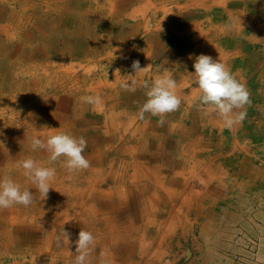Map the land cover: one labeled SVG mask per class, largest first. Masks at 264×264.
Segmentation results:
<instances>
[{
    "label": "rangeland",
    "instance_id": "374dc122",
    "mask_svg": "<svg viewBox=\"0 0 264 264\" xmlns=\"http://www.w3.org/2000/svg\"><path fill=\"white\" fill-rule=\"evenodd\" d=\"M26 1L28 3V8L25 11L24 5L21 4V0H0V58H7V61L10 60L13 63V65L11 66V70H3L5 74H11L12 88L9 89V91L7 90V88H2L3 92L0 91V108H2L0 110V124L7 123L9 121H19L20 111L19 109L15 110V108H20L21 105V98H17L19 94L25 96L28 95L29 99L26 100H29V102L26 103L25 98H23V101L25 100L26 105L32 107L38 104L41 105L40 103H37L38 99H40V97L43 98V95L51 93H59L64 95L66 94L68 96L72 94L74 98L79 99L86 95L100 97L102 94L108 92L107 87L111 81H109L107 75H110L117 68H119L118 75L121 76V74L123 75L125 73V78L130 81L132 79L133 70L131 65L134 61H136V59H132L133 53H135L136 55L140 68H144V71L148 72L149 70L154 69L155 75H158L161 72L168 70L174 76L175 70H178L176 59L187 55L185 46L187 44L189 48V43H191L190 35L186 34L188 29L187 25L189 26L190 24H193L195 20H197L196 11H198V9L196 8L193 9L191 6H186L185 8H182L180 12H178V8H175L173 6L174 4H177L179 0H171V2L168 5H165L164 8L163 5L159 3V0H157L156 3L154 2V0H150L151 3L149 1V3L147 2L145 5H143V3H145L147 0H134V2L137 3V6L132 10L129 17L138 15L135 22L136 39H130V43L128 39L119 41L114 36H116L115 32H117L118 30L120 31L119 33L124 32L126 34L128 32L129 35H131L134 24L132 20L122 19V21L118 22H109L108 18H111L113 16H108L107 19L103 18L108 11L113 10L112 8L114 7V5L117 7L118 11L122 10L128 4V0H110V4H108L107 0ZM251 1L252 3H254V7H256V9H252V7L248 5L249 9L244 11V13L247 14V11L250 12L248 17H252V26L254 32H261L259 29H261L263 32L264 29L262 28H264V18L261 19L263 15L259 10L264 11V0ZM248 2V0H227V2L223 3L224 6L220 8L217 7L214 2L211 8L213 10H215L216 8V10L220 11L221 14L212 15L213 17H210L211 19H219L218 22L220 24L228 25L223 21L224 18L222 16V10H224L225 7L231 9L239 8ZM45 3L48 4L49 10L47 9ZM165 7H170L171 11L168 8V15L167 13H165ZM16 8H19L21 17H24L22 19L24 21L23 24L25 25L23 35L19 39V41L22 40L20 42L18 41V37L16 38V36L14 35V33L16 32H14L13 30H10V32H12L10 33V35L13 36V39L9 41L6 40L7 29L4 26V24L9 22L7 20L8 13H10L9 11H11L12 9L19 11ZM245 8H243V10H245ZM149 17H156L157 19L155 20H157L159 26L162 27H158L159 30L153 28L155 26V20H153V22L151 23L145 24L146 20ZM53 18L55 20L52 21ZM174 19L176 21L175 25L170 24ZM163 21L165 23L170 22L167 24H169L173 29H179L177 30V32L180 33L179 35L181 37L179 40H174V38L170 40L165 28L163 27V25L165 24ZM206 23L207 22H204L205 25ZM41 25L47 28V30L44 31V29L41 28ZM205 25H203V28H205ZM51 27H54V30ZM39 29L43 31H39ZM144 30L145 32H143ZM111 33L114 34V36L110 35ZM206 39L210 40L208 36H206ZM219 40L220 39L216 41L220 44L222 52L226 53V55L231 54V63L235 66L232 73L235 75V77L240 76L241 78L245 77V79L249 77V80L251 81L249 85L248 82H245V79L242 80V82L246 83L244 84L250 94L249 101L251 104H247L244 109H247L246 112H252L253 122L251 123L252 125H250V128L256 131H260L259 125H262L261 131L264 132V71H261V67L258 68L259 64L263 62L262 59L264 60V44H262V42H264V38L262 39L263 41L261 40V37H253L252 39H250L252 41L245 39H241V41H239L238 39L234 40V43L229 44V46H224L225 41ZM258 40L260 43L256 44L255 42H253ZM22 48L24 49L25 55L23 54ZM112 49H114V51L116 49L114 54L115 57L109 58L107 56L108 50ZM117 49L119 50L117 51ZM144 50H146V55L142 56ZM249 50L251 51L249 52ZM118 52H120L121 54H118ZM126 53H128V56L127 58H124V56L122 55ZM240 54L242 56L241 59L239 58ZM261 54H263V56ZM41 59L42 61H44V65H50V67L53 66L55 69L58 68V70L52 71L53 69H50L49 71H47V75L42 76V83L38 85V88L42 87V92L37 91L33 96L31 92L33 84H31V82L32 79L36 78L35 76H33L34 70L30 68L29 71L25 70L24 66L22 69H20L14 62L24 60L25 64V62L34 63L36 60H38V62H41ZM142 60L143 63H141ZM244 60L245 62L242 63ZM252 63L254 64L253 66ZM242 68H244L245 71H242ZM191 71L192 70L190 67L188 69V72ZM104 72L106 73L105 75ZM243 72L245 73V75L241 76L240 74ZM41 73L42 72H40L38 75H40ZM176 75V79H179L181 75H184V72L179 71V74L177 73ZM3 77L4 76H2V78ZM150 79L151 78H149V80ZM115 83L117 84V82ZM5 84V78L0 79V85L5 87ZM28 84L30 86H28ZM121 85L118 84L114 89L115 91L117 90L121 93V100L123 101L124 105L127 101L129 102L126 105H129V103L130 105H132V103L136 102V100H143L142 97L144 96L145 89L142 87V84H136L135 91H129L125 88L122 89L123 87H121ZM180 87V94L184 93L186 96L191 95V87H188V84ZM28 88H30V92L28 94H21L22 90H26L28 92ZM114 89L112 92L116 94ZM10 96H12V98L7 103H3V101H1L4 99L7 100V97L9 98ZM67 98L70 103L69 113L71 114L72 97ZM35 100L37 102H32ZM131 100H133V102H131ZM259 101L260 103H257ZM78 103H80V101ZM81 103L83 104L82 101ZM255 103L261 104L260 109L257 108L258 110H255ZM16 104H18V106ZM46 104V101H42V105ZM39 105L38 107H40ZM119 105L120 104L117 105L116 109H118ZM8 106L11 107V110L8 109ZM95 106L97 107V109H104V107L108 105L99 104ZM134 106H136V104ZM134 106H128L127 110L133 112L135 110ZM125 107L126 106H124V110L126 109ZM194 107L197 108L196 103H194ZM251 107L253 108L251 109ZM200 108L202 109L203 115H208V113L205 114L203 111L206 108ZM67 112L68 106L66 107V109H64V114H66ZM38 113H40L39 110L36 111V114ZM137 113L138 112H136V117L135 115L133 116V114H131L130 118H123L125 126L122 125L121 118H119V120H116L115 118L110 122L114 126H111V124L108 122L110 120H107V125L109 126L107 128L108 134L106 133V124L103 123L102 124L104 132L101 134L99 118L90 117L89 120H85V122L83 123L81 120L76 119L74 115L73 117L62 119V121L71 120V122H69L68 124V132L74 136L83 137L87 143V146L82 155H84V157L89 161L90 166L89 168L76 173L67 172L62 163L63 158H60L54 162H50L47 153L45 154L42 150L33 151L31 149L29 140L32 136H34V134L32 135L31 131L43 130L46 127L45 124H47L45 117H43L44 121L42 120L43 124L30 122L28 126H26L25 133L23 134L24 141L29 144L27 147H25L26 151L22 149L20 142L15 140L13 141V149L23 151L24 155H18L17 157H13L11 159L9 158L8 162L3 161L0 164V177H11L21 186V188H30L29 191L33 192L34 198L33 203L29 206L16 205L8 209H0V264H29L28 260H30L32 256L36 255L38 249L43 251V248L47 247L51 249L52 252L53 243H55V245L60 244V248H62V231L70 233V242L71 238H73L75 241L78 239V233L81 229L88 231V228H92L93 235L96 238L100 237V234L103 230L105 233L104 236L107 237L110 235L109 228L111 227L109 226H111L112 224L118 225V228L122 224H125V226L133 224L136 227V235L131 236L129 233H126L122 234L123 237L122 239H120V241L123 243L126 240L129 243L136 245V257L134 258L136 259V264H202L201 262H204V256L202 257L201 251H205V248L209 247L205 245L212 244V242H216V245H219L218 248H220L221 256L224 257L220 259L221 264H224L225 258H227L228 261L232 264H264V149L262 150L255 146L253 150H248V155H246V157L253 165L252 169L250 168L251 172L253 171L250 177L246 176L245 178L242 177V179H238V177L236 176L240 173L237 172H243L245 170V172H248L249 166L240 164L234 165L232 169L229 170V168H226V170H224V172L228 173V176L222 178L223 180H225L223 181L224 183L231 184L229 189L227 187L223 188V186L221 189L219 188V186L214 187V184L216 183L213 181H208L211 180V178H209L208 176V173L209 170L213 167L212 161L216 157V155L220 153L219 150L214 148L216 146L218 148L219 144V132L217 133V135L214 134V132H216V128L214 127L212 134H208L206 132L208 141H205L203 151L199 157L200 159L204 160V163H202V167L200 166L201 168L198 174L201 175V173H204L203 175H205L206 177L203 176L204 178L196 179L190 176L189 173L185 171L183 177L187 179L185 188H183V186H181V183L178 181V179H180L179 176L181 175H172L169 177L168 175L170 173H167L166 165L162 164V173L167 175V179L169 178L167 181L165 180L166 184L164 183V185L170 188V192H173L170 195H177L180 193V191V194L182 195V193L187 194L188 191H191L193 193H197L199 197L198 195L195 196L193 194L184 195H186L188 199L194 200L195 203H197L198 200L200 201L199 198H201L202 196L209 195L208 205L206 208V211L208 212L207 214H202L195 219L194 215L190 212H180L181 214H186V217H184V223L182 224L183 229L182 227H179L175 229V231L172 230L171 232L174 233H171L170 230L166 231L165 233L168 232L167 238L169 239L166 238L164 242L162 238L156 239L153 228L144 230V216H142V198L145 200V195L151 193L153 187L149 186L142 190L143 197H141L142 195L141 193H139L140 191L136 189L129 191L128 188L124 187V196L121 199L120 209L117 213H113L115 211H112L109 208V203H112V200H118V198L116 197V192L112 185H116L115 182L120 178V176L126 178L127 176H125L124 174L127 171L131 172L130 170L132 168L130 167V163H134L131 155H135V151L133 152L131 150L136 146V137L143 139V136L145 135L144 131L142 130L133 132L134 129L129 125L132 123L129 121H134V119L136 121L139 119V122H141L140 120L145 121V118L141 119L137 117ZM14 114L17 116L14 117ZM30 114H32V112H30ZM150 117L151 120H159V128L161 126L164 128L161 129L164 133L160 134V136L162 137L161 140L166 142L163 149L160 147L158 148H160V150L162 151L167 152L168 155L175 154L176 148L174 140L172 138L174 137V135H176V132H174L175 130H173L172 135L169 136V128L166 124L167 121L163 120V123H161L159 117ZM32 118L35 121H37V118L40 120V116H35ZM46 118L48 119V124L50 125V119L48 117ZM101 121L105 122L104 117H101ZM55 125L58 126L59 124L56 123ZM59 127L60 131H66V129H68L62 124ZM256 127L258 128L254 129ZM123 131L125 133H122ZM129 132L130 135H127V133ZM44 134L45 137L48 133L46 132ZM40 135L41 134L39 133V136ZM224 135L222 133L221 136ZM26 137L28 138V140ZM40 137L44 138L43 136ZM225 137L228 136L226 135ZM147 138L148 137L146 136L145 139ZM8 141L9 140L6 137L5 143H8ZM17 145H19V148H15ZM210 147L213 149H210ZM125 149H127V151H125ZM128 151H131L129 155L126 154V152ZM228 152H230L228 151V148L225 149V151L221 152L220 157H225V154ZM147 153L148 152L146 150L142 151V157L140 159L138 157L137 159L140 163H143L140 165V168L145 173L147 172V174L145 175L149 177V175L152 173L151 170H154V163L153 159L150 158L152 156L150 154L151 152L148 154ZM25 155H27L28 157L30 156L38 163L44 164L46 166H51L56 169V175L50 182V187L52 189H49L46 197L43 200L40 198L39 193L36 192L27 178L23 175V170L18 167V161L25 158ZM234 158H236V156ZM209 165L212 167H210ZM92 168L94 169V171ZM203 169H206V171H203ZM229 171L235 172L230 173ZM258 174H261V176L263 175V179L259 178V180L254 181V177ZM188 176L190 177L188 178ZM173 178L176 181L172 180L171 184L170 180ZM94 181L95 185H91L90 182ZM126 185H130V183H126ZM89 186H95V188L90 190ZM110 186L115 193H109L111 190ZM99 190H101L100 193ZM127 190L129 191V193ZM79 191H84L88 195H97L98 201H96L95 199L94 201L93 199H87L84 200V202H86L87 204L93 203L95 206H97V208H99V210L103 212L101 217L105 218V222L104 224L100 223L102 229L100 231H97L98 235L96 231V233H94V230H97L98 228V224H93V227H91L89 220L87 221V223L89 224L88 228L84 227L81 222L78 225L71 224L72 220H75L74 216L80 217L84 215L83 209L77 207V205L75 204L76 197L79 194ZM134 191L138 193H134ZM159 192L163 193L162 189H159ZM184 198L187 200L186 197ZM172 210L176 211L180 209L174 204L171 207L170 211ZM181 210H185V208ZM155 215L157 216V214ZM168 216L170 215L168 214ZM113 217L116 220L115 222H112L111 220ZM55 219L57 220L55 221ZM212 221H219L220 223L222 222L224 226L220 227L217 226V224L215 226L213 225ZM55 222L59 223L55 225L56 227L53 231L54 235L52 234V238H50L51 244L49 245L46 242V237H48L49 231L52 230V224ZM70 224L72 225V228H70ZM75 241H72V244L70 242L68 244L73 246L71 248L72 251H74L76 245ZM140 245L146 251L145 254H143L144 256H141L140 251L137 250ZM158 252L160 254V258L158 256L154 258L152 256V253L158 254ZM94 253L97 254L95 256H99L98 250H95ZM207 258L210 259L209 256Z\"/></svg>",
    "mask_w": 264,
    "mask_h": 264
},
{
    "label": "bare ground",
    "instance_id": "6f19581e",
    "mask_svg": "<svg viewBox=\"0 0 264 264\" xmlns=\"http://www.w3.org/2000/svg\"><path fill=\"white\" fill-rule=\"evenodd\" d=\"M248 1L249 2L246 3L245 5H243L242 7L235 8V9H231V8H226L225 7L224 10H222L223 11L222 16L224 18L223 21H224V23H227L228 25L220 24L218 22L219 19H217V18L211 19V17H213L212 15H220L221 14V12L220 11H217L216 8H215V10H213L211 8V6L214 4V2L216 4V6L220 8V7H223L224 6L223 3L224 2H227V0H179L177 2V4H174V6H173L175 8H178L177 9L178 12H180V10H182V8H185L186 6H191L193 9L194 8L198 9V11H196L197 12L196 13L197 20H195V22H193V24H190L189 26L187 25V28L188 29H187L186 34H189L190 37H191V43H189V45H190L189 48H188V45L187 44L185 46L186 47V50H187V55H184V57H181L179 59H176L177 64L179 65V68H178L177 71L175 70L173 78L176 81H178L177 82L176 92H177V95L180 96L181 99H182L181 100V104H180V106L175 111H173L171 113H168V114H165V116L163 117V120H166L167 121L166 124H167V127L169 128V134L168 135L171 136L173 130H175L174 132H176V135H174V137H172L174 139L175 148H176V152L174 151L175 154L168 155L167 152L160 150V148L163 149V145L165 144L166 141H162L161 140L162 137L160 136V131H162L161 129H164V128L162 126L159 128V125H160L159 124V120H151V117H150L151 115L146 113L144 115L145 121L140 120L141 122H139V119L137 121H129V122H132L129 125L134 129L133 132L142 130V131H144V134L145 135L144 136L142 135L143 136V139H140L139 137H136V146L133 147L132 150H131L133 152L135 151L134 152L135 155H133V154L131 155L132 158H133V162H134V163H130L131 164L130 167L132 168L130 170L131 172H128V171L126 172L125 171L126 173L124 175L127 176V177L125 178L123 176H120V178L117 179L116 182H115L116 185H112V187L114 188V190L116 192V197L118 198V200H116V199L115 200H112L111 201L112 203H109V206H110L109 208L112 211H115V212H113L114 214L119 211L121 199L124 196L123 195V189H124V187L128 188L129 191H132L133 189L134 190L136 189V190L140 191L139 193H141V195H142L141 197H143L142 190H144L145 188H147L149 186L150 187H153L152 192L151 193H148L147 194V197L145 196L146 197L145 200L142 198V201H143L142 202V212H143V215L142 216H144V219H143V221H144V230H148L150 228H153L156 239L157 238H162L164 240V242H165V237L168 234V233L167 234L165 233L166 231H169L170 230V232H171L172 230L175 231V229H177L179 227H182V224L184 223V217H186V214H181L180 212L186 211V210H188V211H194L195 209L194 210H191V208H193V207H191V204H189L188 202H186V200L184 198H181L179 196V194L181 193V191H180V193L178 195H174V194H173L174 196H171L170 195L173 192H170V188L164 185V182L165 181L163 180L162 175H166V174L162 173V167H163L162 164H165L166 165V171H167L168 174L170 173L168 175L169 177L172 176V175H178V176L179 175H183L185 171L187 173H189V174L191 173L193 175L195 173V175L197 176L198 173H199V171H200V168L202 167L201 166L202 163H204V160L203 159H200L199 157H200V154L203 151V148H204V145H205V141L206 142L208 141V137H207L206 132L208 134H212L213 127L216 128L218 126V123H219V120H220V118L217 115H216V117H214V113L211 112L207 108L204 109L203 111H204L205 114L208 113V115H203L202 114V109L200 108V106H198L197 102L195 101V97L198 95V91L193 88L194 85H193V87H191L189 85V83H188V80H187V72H188V69L191 67V70L193 71L194 69L192 68V64H193V61H194L195 57L198 56V55L203 54V55L210 56L214 60H218L219 62L227 65L229 67V69L231 70V72H233V69L235 68V66L231 63V54L226 55V53H223L222 52L221 47H220V44L217 42L218 41L217 38H219L220 41L221 40L225 41L224 42V46H226V45L229 46V44L234 43V40H238V39H239V41H241V39H245V40L252 41L250 39H252L253 37H261V39L264 38V31L262 32L261 29H259L261 32H254L253 26H252V17H248V15H249L250 12L247 11V14L244 13V11H246V10L249 9V6L248 5H250V7H252V9L253 8L256 9V7H254V3H252L251 0H248ZM170 2H171V0H159V3H161L163 5V8H164L165 5H168ZM53 3H55V2H53ZM21 4L24 5V10L26 11L27 8H28L27 7L28 4H26V2H24V1ZM32 4H35V3H32ZM45 4L47 6V9L49 10L48 4L47 3H45ZM145 4L146 3H144V5ZM17 5H18V3H17ZM246 5H247V7H246ZM3 6H4V4H3ZM168 8L170 10V7H165V13H167V15H168ZM243 8H245V10H243ZM16 9L19 10V8H16ZM259 11L262 13L263 16H262L261 19H263L264 18V11H262V10H259ZM9 12L10 13H8V16H7V20L9 22L6 23V24H4V26L7 29V31H6V40L9 41V40L13 39V36L10 35V33H12V32H10V30L11 31L13 30L14 32H16V33H14V35H16L17 37L19 36L18 37V41H19V39L21 38L20 32H23L24 29H25V25L23 24L24 21L22 19L24 17H21L20 10L17 11L15 9H12ZM194 15H195V13H194ZM199 17L200 18L202 17V18L200 19ZM155 19H157V18L156 17H153V18L152 17H149L146 20L145 24L151 23ZM25 21H27V20H25ZM180 22H181V20H180ZM204 22H207L206 25L204 24ZM154 23H155V26L153 28H156V30H157L158 27H160L159 24H158V21L155 20ZM167 23H170V22H167ZM167 23H165L163 25V27L165 28V30L167 32V35L169 36L170 40L173 39V38H174V40H177V39L179 40L181 38L180 35H179L180 33L177 32V30H179V29H173ZM175 23H176V21L174 19L172 21V23H170V24L175 25ZM203 25H205V28H203ZM41 28L42 29H45V27L43 25H41ZM262 29H264V28H262ZM249 30H251V31H249ZM143 32H145V30ZM173 33H176V34H173ZM173 35H174V37H173ZM206 36H208L210 38V40H207L206 39ZM233 36H237V37H233ZM222 37H225V38H222ZM230 38H231V40H230ZM20 41H22V40H20ZM258 43H260V42H258ZM262 44H264V42H262ZM4 45H5V43H4ZM8 49H9V47H8ZM219 49H220V51H219ZM118 50L119 49H117V51ZM115 51H116V49H115ZM115 51H114V49H112L107 54V56L109 58L110 57H115V55H114L115 54ZM118 54H121V53L118 52ZM132 55H133L132 56V59L133 60L136 59V61H137L136 55L134 53ZM143 55H145V51L143 52L142 56ZM122 56H124V58L125 57L127 58L128 54L126 53V54H124ZM235 56H236V54H235ZM232 57H233V55H232ZM239 58L240 59L242 58L241 54H240ZM245 60L242 63H244ZM55 62H57V61H55ZM21 63H23V62H21ZM60 63H62V62H60ZM160 67H161V65H160ZM184 69H185V71H184ZM179 71L184 72V75H181L179 77V79H176V76H177L176 74L177 73L179 74ZM105 74L106 73L104 72V75ZM118 74H119V68H117L115 71H113L110 75H107L109 81H111V82H110V84L107 87L108 88V90H107L108 92L106 91L107 93L102 94L105 97L104 98L105 99L104 101L108 102V104H109L108 105V109L109 110H113V111L115 110V112H116V114H113L111 111H107L108 112V114H107V120H110V121H108L109 123L111 121H113L115 119V117H117L116 115H119V116L121 115L122 112L119 111V110L121 109L122 111H124V106H125L123 104V102L121 101V93L119 91H117V90L115 91L114 88H116V86L118 84L121 85L123 82L129 81V80L125 78V76H126L125 73L123 75L121 74V76H119ZM240 75L241 76H244L242 73ZM156 76L157 75H155L154 69L153 70H149L148 72L143 70V71L137 72V73H135V71L132 70V79L131 80H136L137 81V84H143L144 81L150 82ZM100 77H102V76H100ZM149 78H151V79L149 80ZM236 78L242 82V80L245 77L244 78H241L240 76H237ZM48 79H47V81H48ZM98 80H100V79H98ZM115 82H117V84ZM39 83H41V82H39ZM185 84H188V87L189 86L191 87V91H192V92H190L191 95H187L186 96L184 93L183 94H180V91H181V87L180 86L183 87V85H185ZM100 85H101V83H100ZM113 89H114V91H115L116 94H114L112 92ZM91 90H93V89H91ZM142 98L144 100V96ZM143 100L142 99H139V100H136V102L131 101V102H133L132 105H135L136 104V109H135L136 112H138L139 106L143 102ZM255 102H256V100H255ZM115 103H117V104H115ZM194 103H196L197 108L194 107ZM259 103H260V101H259ZM118 104H120V105L118 106V109H116ZM101 109H103V108H101ZM126 114L127 113H125L124 115H126ZM133 116H134V114H133ZM147 116L150 117V118H146ZM137 117H139V116H137ZM126 118L128 119L127 116H126ZM159 119L161 120L160 117H159ZM139 123H140L141 126L139 125ZM122 125L125 126V124H122ZM111 126H114V125L111 124ZM108 127L109 126L106 124V126H105L106 131H107V128ZM233 127H235V126H233ZM126 129H128V128H126ZM74 131H75V129H74ZM106 133L108 134V131ZM122 133H125V132L123 131ZM127 135H130V132L127 133ZM146 136L148 137L147 139H145ZM27 140H28V138H27ZM158 147H160V148H158ZM144 150H146L148 153L151 152L150 154L152 156L150 158L153 159V163H154V170H151L152 171L151 174L154 177H152L153 180H151V182H149L150 179H148V177H146L147 175H145V174H147V172L145 173L140 168V165L143 164V163H140L139 160L137 159L138 157H139V159L142 157L141 153ZM125 151H127V149H125ZM131 151L126 152V154L129 155ZM124 154H125V152H124ZM196 168H199V169L196 171ZM204 170L206 171V169H203V171ZM93 171H94V169H93ZM214 175L215 174H213V176ZM208 176H210V175H208ZM189 177L190 176H188V178ZM158 181H159V184L157 183ZM160 181H162V182L160 183ZM181 181L183 182V177H182ZM138 182L141 183V184H139ZM94 183H95V181L94 182H90L91 185H95ZM126 183L127 184L130 183V185L127 186ZM112 187L110 186V189ZM163 187H166V188H163ZM89 188L91 190V189L95 188V186H89ZM159 189H162L163 193H160L159 192ZM76 190H77V188H76ZM96 191H94V192H96ZM129 191H128V193H129ZM77 192H78V190H77ZM100 192H101V190H99V193ZM115 192L111 189L109 193H115ZM134 193H138V192H135L134 191ZM158 193H160V194H158ZM87 199H93V201L95 199L96 201H98L97 200V195L96 196H94L93 194H89L88 195L84 191H82V192L79 191V194L76 197L75 204L77 205V207L83 209L84 215L83 216H80V217L74 216L75 220L74 221L72 220L71 224L72 225H75V224L78 225L81 222L84 225V227L88 228L89 227V224L87 223V221L89 220L91 227H93V224H95V225L98 224L97 230H94V233H96L97 231H100L102 229V227L100 226V223H103L104 224L105 218L104 217H101L103 212L101 210H99V208H97V206H95L93 203L92 204H87L86 202H84V200H87ZM129 199H130V197H129ZM174 204L180 210H176V211H173L172 210V211H170L171 207ZM133 205H134V202H133ZM183 208H185V210H181ZM190 213H192V212H190ZM155 214H157V216ZM168 214L170 215L169 218L172 217V220L170 219L167 222V226H165L164 224H165V221L167 220L166 217L168 216ZM104 216H106V215H104ZM57 219H55V221ZM111 220H112V222H115L116 221L114 217ZM61 222H63V221H61ZM57 223H59V222H55V223L52 224L53 225L52 226V230L49 231L48 237H46V242L49 245L51 244V239L50 238H52L51 236L53 234V231L55 230V227H56L55 225H57ZM71 224H70V226H71L70 228H72V225ZM109 227H111V228H109V230H110V235L109 236H107V235H106L107 237L104 236V234H105L104 233V230L101 232L100 237H97L96 238L94 236L95 237V246L91 250V253H90V256H89L90 264H136V259H134L136 257L135 256L136 255V248H135L136 245L129 243L125 239H124L125 240L124 243L120 241V239H122V237H123L122 234L129 233L131 236L136 235V227L133 224L132 225H129V226H127V225L125 226V224H122L119 228H118V225H116V224L113 225L112 224ZM88 231H90L93 234L92 228H88ZM97 235H98V232H97ZM167 239H169V238H167ZM72 241H75V240L73 238H71V242ZM135 243H136V241H135ZM52 247H53L52 248V252H51V249H49L47 247H45L46 249L43 248V251H41V250L38 249L36 255L32 256V258L30 260H28V263L29 264H73V260H74V256H75L76 245H75L74 251H72L71 248L73 246H71V245H66L65 246L63 244L62 248H60V244L55 245V243H53L52 244ZM95 250H98L99 251V254H98L99 256H95V255H97L96 253H94ZM137 250L140 251L141 256L143 254H145V252H146L145 249L143 247H141V245H140V247L137 248ZM43 252H45V253H43ZM159 252H158V254H159ZM147 253H148V250H147ZM158 254L152 253V256L154 258L157 257V256L160 258V254L159 255ZM70 256H72V257H70Z\"/></svg>",
    "mask_w": 264,
    "mask_h": 264
},
{
    "label": "clouds",
    "instance_id": "9594fccd",
    "mask_svg": "<svg viewBox=\"0 0 264 264\" xmlns=\"http://www.w3.org/2000/svg\"><path fill=\"white\" fill-rule=\"evenodd\" d=\"M131 67L135 73L144 69L140 68L138 61H134ZM192 68V72H187V80L198 91L195 97L198 106L215 113L224 127L230 128L233 124L242 122L247 114L245 106L250 103L245 84L235 77L227 65L207 55L196 56ZM136 84V80H130L123 82L121 87L135 91ZM142 87L145 89L144 100L137 113L141 119L147 113L160 117V122L163 123L165 114L175 111L181 104V97L176 92L177 82L168 70L158 74L151 82L144 81ZM81 101L92 106L101 103L100 97L93 95L83 96ZM29 143L33 151L46 152L50 162L63 158L62 163L68 173H76L90 166L89 161L82 155L87 146L83 137L51 129L44 138L39 135L32 136ZM0 147L4 149L2 140ZM18 167L23 170V175L43 200L51 188L50 182L56 175V169L38 163L30 156L18 161ZM29 189L21 188L11 177H0V209L31 205L34 194ZM69 242L70 233L62 231V243L66 246ZM75 244L73 264H90L89 256L95 246L94 235L81 229Z\"/></svg>",
    "mask_w": 264,
    "mask_h": 264
},
{
    "label": "crops",
    "instance_id": "0c3cea01",
    "mask_svg": "<svg viewBox=\"0 0 264 264\" xmlns=\"http://www.w3.org/2000/svg\"><path fill=\"white\" fill-rule=\"evenodd\" d=\"M23 1L26 2V4H28L26 0H21V2H23ZM149 1L150 0H147L145 3H147V2L149 3ZM107 2H108V4H110V0H107ZM154 2L156 3L157 0H154ZM150 3H151V1H150ZM112 5H114V4H112ZM143 5H144V3H143ZM136 6H137V3L134 2V0H132V1H129L128 0V4L122 10L118 11L117 7L114 5V7L112 8L113 10L108 11L107 14L104 15L105 17L101 16V17L106 18V19H107L108 16H113L111 18H108V21L109 22H118V21H122V19H128V20H132V22H134L133 29H132L133 31H131V35H129L128 32L126 34L124 32H123L124 34L122 32L119 33L120 31L118 29H117L118 31L115 32V35L116 36H114V34H112V33L110 35H113L119 41H122L123 39L124 40L128 39L130 41V43H131V40L130 39H132V40H135L136 39V23L135 22H136V17L138 15H133L134 17L133 16L132 17H129L130 13L132 12V10L134 8H136ZM81 14H82V12H81ZM53 20H55V19L53 18ZM52 29L54 30V27ZM45 30H47V28H45L44 31ZM39 31H42V30L39 29ZM22 35H23V32H20V36H22ZM117 40H116V42H117ZM253 42L258 43L259 40L258 41H253ZM110 51L111 50H108V53ZM144 51L146 52V50H144ZM250 51L251 50H249V52ZM251 53H253V52H251ZM23 54L25 55L24 49H23ZM261 55L263 56V54H261ZM6 59L7 58H5V59H1L0 58V79L5 78V82H6L5 87H3L2 85H0V87H1L0 91H2V92H3V89L2 88H7L8 91H9V89L12 88V76H11V74L10 75L5 74L3 72V70H9V68L11 70V66L13 65V63L10 60H8L9 61L8 62ZM145 60H148V59H145ZM40 61L41 62H38V60H36L34 63L33 62L32 63L25 62V64H24V60H21V61H18V62H14V63H16L18 65V67L20 69H22L23 66H24V69L25 70H28L29 71V68L34 70L33 71V76H35L36 78L35 79H32V82H31V84H33L32 85V89H31V92H32L33 95L37 91H41L42 92V87L38 88V85H40L39 82L42 81L41 80L42 76L43 75L44 76L47 75V73H48L47 71H49L50 69H53V71L58 70V69H55L53 66L50 67V65H47V66L44 65L43 64L44 61H42V59ZM262 61L263 62L259 64L258 68L261 67V71L262 70L264 71V60L262 59ZM21 62H23V63H21ZM141 63H143V60H142ZM171 64H173V63H171ZM253 65L254 64L252 63V66ZM178 68H179V65H178ZM242 71H245L244 68H242ZM40 72H42L40 74L41 76L40 75L38 76V74ZM242 74L245 75L244 72ZM54 75H55V72H54ZM2 76H4V77L2 78ZM245 82H248L249 85H250L251 81L249 80V77L247 79H245ZM245 82H242V83H245ZM28 86H30V85L28 84ZM122 89H124V88H122ZM27 90H28V92L26 90H23L22 93L21 92L20 93L21 94H24V93H27L28 94L30 92V88H28ZM186 91H188V90H186ZM67 97H69V98L72 97V99H71V101H72L71 114L69 113L70 103H69ZM11 98H12V96H10L9 98L7 97V100L4 99V100H1V101H3V103H7ZM17 98H21L20 99L21 100L20 101V104H21L20 105V108H15V110L19 109V111H20V113H19V117H20L19 121H17V120H16V122H14V121L7 122L6 121L7 123H3L2 122L3 124H0V126H1L0 127V140H2V141L4 140L3 141L4 142V149L2 147H0V164L3 161H7L8 162L9 161V158L11 159L13 157H17L18 155H21V156L24 155L23 151H20V150L18 151L17 149H13V141L15 140V141L20 142L22 149L24 151H26L25 147H27L29 144L24 141L23 134L25 133L26 126H28V124L30 122L40 123L41 124L44 121L43 117H45V120L47 122V124H45V126H46L45 128H47V129L44 128L43 130H39V131L38 130L37 131H35V130L31 131V133L34 134V135H37V134L40 133L41 135L43 134L42 136L44 137V133L50 132L51 129H56V130H59L60 131V127L59 126L61 124L64 127H67L68 128V129H66V132H68V130H69L68 124H69V122H71V120H68V121H65L64 120V121H62V119H64V118H68V117L70 118V117H73V115H74L75 118L81 120L82 123L85 122V120H89L90 117H92V118H99L100 119L99 124H100V127H101L100 132L102 134L104 132L103 124H107V114H108L107 111H111L112 113H115L116 114L115 110L114 111L113 110H109L108 109V106L104 107V109H101V108L100 109H97L96 106L88 105V104H85V103L82 104L81 103V99L74 98V96L72 94L68 96L66 94L64 95V94H59V93H51V94L43 95V98L40 97V99H38V102L36 100L35 101H32V102L40 103L41 105L38 104L40 107H38V105L32 106V107L27 106L26 103L29 102V100H26V99H29V96L28 95L25 96V95H20L19 94L17 96ZM23 98H25L26 103H25V100L23 101ZM104 98L105 97L103 95L100 96V100H101V103L100 104H107V105H109L108 102L104 101L105 100ZM42 101H46L47 104L46 105H42ZM79 101H80V103H78ZM131 101H133V100H131ZM128 102L129 101H127L125 103L127 104ZM257 103H259V102H257ZM126 104H125V106H126L125 108L126 109L124 111H122L121 109L119 110V111L122 112L121 115L120 116L119 115H116L117 117H115L116 120H119V118H121L122 119V124H125V122L123 121V118H126V116L128 118H130L131 114H134L135 117H136V110H134L133 112H131L130 110H127V107L128 106L130 107V106H134V105H130V103H129V105H126ZM16 105L18 106V104H16ZM67 106H68V112L66 114H64V109H66ZM255 106H256L255 108L260 109L261 104H256L255 103ZM134 108L136 109V106H134ZM252 108L253 107H251V109ZM1 109L2 108H0V110ZM8 109L11 110V107L8 106ZM258 109H255V110H258ZM37 110H39L40 113L36 114V111ZM30 112H32V114H30ZM78 112H79V115H78ZM125 113H127V114L124 115ZM246 113H247L246 114V117H245V119L242 122L235 123V125L233 124L230 128L224 127L223 126V123H222V120L221 119L219 120L218 126L216 127V132H214V134L217 135V133L219 132L218 133V140L219 139L220 140H219L218 148H217V146L214 147V148H216L217 150H219L220 153L217 154L216 157L213 159V161H212V166L213 167L211 166L212 168L209 170V173H208L211 176V177L209 176V178H211V180H208V181H213V182L216 183V184H214V187H218L219 186V188L221 189L222 186H223V188L224 187H227L229 189V187H230L231 184L224 183L223 181H225V180H223L222 178H224L225 176L226 177L228 176L227 175L228 173L224 172V170H226V168H229V170H230V169H232V167L234 165H239L240 164V165H244V166H249V171L248 172H245L246 170L243 171V172H237V173H240V174H238L236 176V177H238V179H242V177L245 178L246 176L247 177L248 176L250 177L251 176V173L253 172V171L251 172V169H252L253 165L250 163V161L246 157V155H248V150H253V148L255 146L258 147V148H260V149H262V150L264 149V132L261 131V126L262 125H259L260 126V131H256V130H253L252 128H250V125H252L251 123L253 122L252 112H250V113L246 112ZM15 116H17V115L14 114V117ZM35 116H40V120L37 118V121H35L32 118V117H35ZM46 117H48L50 119V121H51L50 122V125L48 124V119ZM101 117H104L105 122H102L101 121ZM214 117H216V114L215 113H214ZM146 118H150V117L147 116ZM134 121H136V120L134 119ZM96 122H97V120H96ZM56 123H58L59 125L56 126L55 125ZM119 125H121V124H119ZM54 126H56V127H54ZM233 126H235V127H233ZM257 128L258 127L254 128V129H257ZM163 133H164L163 131H160V134H163ZM222 133H223V135L226 134L228 137H225L226 135L221 136ZM6 137L9 140L8 143H5L6 142ZM15 148H19V145H17ZM163 148H164V145H163ZM227 148H228V151H230V152L226 153L225 154L226 155L225 157H220L221 156V152L222 151H225V149H227ZM210 149H213V148H210ZM44 153L46 154V152H44ZM233 156L234 157L236 156V158H234ZM25 157H28V156L25 155ZM198 169L199 168H196V171ZM217 170H218V172H217ZM229 172L230 173H233L235 171H229ZM220 173H222V174H220ZM203 174L204 173H201V175L198 174L196 176L195 173H194V175L193 174L192 175L189 174V175L192 176L193 178H196L197 179V177L198 178H204L203 176H205V175H203ZM213 174H215V175L213 176ZM152 177H154V176L152 174H150L149 177H148V179H150L149 182H151V180H153ZM182 177H183V175L179 176L180 179H178V181L181 183V186H183V188H185L186 179H185V177H183V182H182L181 181ZM162 178H163L164 181L165 180L167 181L169 179V178L166 179L167 178L166 175H162ZM259 178L260 179H263V175L262 176H261V174L256 175L254 177V181L259 180ZM172 180H175V179L173 178V179L170 180V183L171 184H172ZM162 181H160V183ZM157 183L159 184V181ZM184 194H186V193H184ZM184 194H182V195L180 194L179 196L181 198H184V197L187 198L186 195H190V194H193L195 196L198 195V194L193 193L191 191H188L186 195H184ZM145 196L147 197V195H145ZM198 197H199V195H198ZM208 197H209V195L208 196H202L201 198H199L200 201L198 200L197 203H195L193 200H189L187 198L188 203L191 204V207H193V208H191V210H194L195 209L194 210L195 212L194 211H188V210H186V213L187 212H192V214L194 213L193 215H194V218L195 219L198 218L202 214H207L208 212L206 211V208H207V205H208ZM187 200H186V202H187ZM167 217H166L167 220L165 221V224H164L165 226H167V222L170 219L172 220V218H169V216H167ZM217 219H218V217H217ZM219 219H221V218H219ZM212 223L215 226H216V224H217V226H220V227L224 226V224L222 222L220 223L219 221H216V222L212 221ZM182 229H183V226H182ZM171 233H173V232H171ZM167 237H168V234L166 235L165 239ZM216 244H217L216 242H212V244L205 245V246H209V247L205 248V251H201L202 252V257L204 256V258H203L204 259V262H201L202 264H221L220 263V259L221 258H224V257L221 256L220 248H218L219 245H216ZM196 249H198V248H196ZM201 249H204V248H201ZM208 256L210 257V259L207 258ZM224 264H232V263H230L228 261V259L225 258Z\"/></svg>",
    "mask_w": 264,
    "mask_h": 264
}]
</instances>
